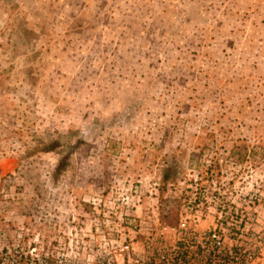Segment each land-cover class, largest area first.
<instances>
[{
  "label": "rangeland",
  "instance_id": "374dc122",
  "mask_svg": "<svg viewBox=\"0 0 264 264\" xmlns=\"http://www.w3.org/2000/svg\"><path fill=\"white\" fill-rule=\"evenodd\" d=\"M196 182L264 225V0H0V264H91Z\"/></svg>",
  "mask_w": 264,
  "mask_h": 264
},
{
  "label": "built area",
  "instance_id": "2783aa9c",
  "mask_svg": "<svg viewBox=\"0 0 264 264\" xmlns=\"http://www.w3.org/2000/svg\"><path fill=\"white\" fill-rule=\"evenodd\" d=\"M258 200L254 190L196 182L181 196L175 223L130 222L135 235L111 241L91 264H264Z\"/></svg>",
  "mask_w": 264,
  "mask_h": 264
},
{
  "label": "trees",
  "instance_id": "16d2710c",
  "mask_svg": "<svg viewBox=\"0 0 264 264\" xmlns=\"http://www.w3.org/2000/svg\"><path fill=\"white\" fill-rule=\"evenodd\" d=\"M169 173L166 172L164 174V178L168 179ZM164 213L161 214V219L163 222L166 223H175L177 220V216H178V211L177 209H168L166 210V208L163 209Z\"/></svg>",
  "mask_w": 264,
  "mask_h": 264
}]
</instances>
